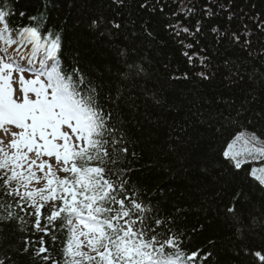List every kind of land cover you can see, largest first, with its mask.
Wrapping results in <instances>:
<instances>
[{
	"label": "trees",
	"instance_id": "obj_1",
	"mask_svg": "<svg viewBox=\"0 0 264 264\" xmlns=\"http://www.w3.org/2000/svg\"><path fill=\"white\" fill-rule=\"evenodd\" d=\"M0 3L12 9L13 27L36 17L42 34H59L62 68H78L98 86L128 149L114 167L151 216L168 222L182 250L199 254L194 264H264L255 256L264 254V186L249 163L236 170L223 155L244 131L264 139V0ZM101 17L121 27H92ZM126 60L143 67L141 77L123 79ZM19 215L27 223H0V259L44 264L35 255L41 234L28 213ZM55 235V243L45 237L47 254L64 264L67 232L57 226Z\"/></svg>",
	"mask_w": 264,
	"mask_h": 264
},
{
	"label": "snow or ice",
	"instance_id": "obj_2",
	"mask_svg": "<svg viewBox=\"0 0 264 264\" xmlns=\"http://www.w3.org/2000/svg\"><path fill=\"white\" fill-rule=\"evenodd\" d=\"M11 14L0 3V223H27L19 212L28 213L31 227L41 234L35 255L44 264H59L47 254L45 240L51 236L55 243L57 226L67 232L64 264H194L199 254L182 250L177 236L169 234L168 222L151 216L154 210L138 194H130L114 167L128 149L121 147L123 137L112 124V112L98 102V86L78 68H62L59 34H42L36 17L29 25L13 27ZM106 24L121 27L103 17L91 21L94 28ZM232 39L241 37L233 33ZM124 67L125 80L144 73L135 62L126 60ZM122 98L118 89L115 102ZM241 139V149L233 142L223 153L236 170L264 160L260 135L236 137ZM250 175L264 186V167H253ZM227 212L235 213V206ZM255 256L264 262V254L257 251Z\"/></svg>",
	"mask_w": 264,
	"mask_h": 264
},
{
	"label": "rangeland",
	"instance_id": "obj_3",
	"mask_svg": "<svg viewBox=\"0 0 264 264\" xmlns=\"http://www.w3.org/2000/svg\"><path fill=\"white\" fill-rule=\"evenodd\" d=\"M0 47H3V45L2 44H0ZM15 46H13V48H14ZM30 48H31V46H28V48L25 50V51H30ZM37 59H39V57H37ZM26 75V77L27 78H29L28 76H27V74H25ZM16 77H15V74H14V79H15ZM17 88L19 87V85L17 84V85H15ZM251 133H253V132H250V131H244V132H242L241 134H238L237 136H241V137H243V138H248L249 136H250V134ZM0 136H3V133L2 132H0ZM236 136V137H237ZM236 137H234L231 141H230V143L229 144H231V143H233V142H235V147H236V149H241L242 147H243V139H241L240 141H236ZM7 139V138H6ZM262 140H264L263 138H261ZM256 146H261V145H259V144H257ZM228 149V146H227V148H226V150ZM249 165H250V171H251V169L253 168V167H255V168H262V167H264V160H261V159H257V160H255V161H249ZM60 175L61 176H63L64 175V173H60ZM33 186H35V185H33ZM85 251L87 250V249H84Z\"/></svg>",
	"mask_w": 264,
	"mask_h": 264
},
{
	"label": "bare ground",
	"instance_id": "obj_4",
	"mask_svg": "<svg viewBox=\"0 0 264 264\" xmlns=\"http://www.w3.org/2000/svg\"><path fill=\"white\" fill-rule=\"evenodd\" d=\"M201 258L203 259V261H205V258H203V256H201Z\"/></svg>",
	"mask_w": 264,
	"mask_h": 264
}]
</instances>
